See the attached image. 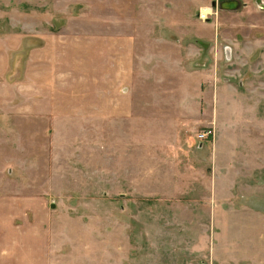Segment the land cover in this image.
Returning a JSON list of instances; mask_svg holds the SVG:
<instances>
[{"label": "rangeland", "instance_id": "1", "mask_svg": "<svg viewBox=\"0 0 264 264\" xmlns=\"http://www.w3.org/2000/svg\"><path fill=\"white\" fill-rule=\"evenodd\" d=\"M0 264H264V0H0Z\"/></svg>", "mask_w": 264, "mask_h": 264}, {"label": "bare ground", "instance_id": "2", "mask_svg": "<svg viewBox=\"0 0 264 264\" xmlns=\"http://www.w3.org/2000/svg\"><path fill=\"white\" fill-rule=\"evenodd\" d=\"M208 12H209L208 9H203V10H202V13H201V16H202V17H205V15H206Z\"/></svg>", "mask_w": 264, "mask_h": 264}, {"label": "water", "instance_id": "3", "mask_svg": "<svg viewBox=\"0 0 264 264\" xmlns=\"http://www.w3.org/2000/svg\"><path fill=\"white\" fill-rule=\"evenodd\" d=\"M212 5L214 6L215 4L213 3Z\"/></svg>", "mask_w": 264, "mask_h": 264}]
</instances>
